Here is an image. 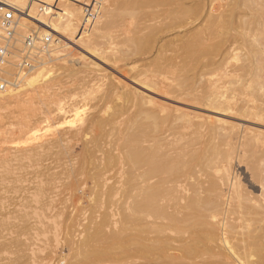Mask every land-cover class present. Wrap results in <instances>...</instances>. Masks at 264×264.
Here are the masks:
<instances>
[{
	"label": "bare ground",
	"instance_id": "obj_1",
	"mask_svg": "<svg viewBox=\"0 0 264 264\" xmlns=\"http://www.w3.org/2000/svg\"><path fill=\"white\" fill-rule=\"evenodd\" d=\"M38 1L37 3L40 5L36 6L37 3L35 4L34 0H29L28 3L25 0H0V7L4 5L15 7L20 20L17 34H21L25 28L30 29V25H34L39 26L42 32L47 34L38 33L40 39L50 38L47 50L42 53L39 63L31 72L22 76V81H25L24 85L28 86L25 87L20 83L16 84L19 87L23 85L19 90H16L18 88L15 87L13 90L7 89L6 93L0 92V106L7 100L8 103L10 101V104H17L19 110L27 111L25 114H21H24L21 120L18 118L20 121L17 120L18 125L15 124L17 127L11 132L10 138L12 141L14 139L22 140L25 142L22 143L23 146H19L22 141H18L19 145L0 150V167L6 170L2 177L10 179L14 183L9 187L8 192H18L20 189L26 192V195L16 203L4 205L3 202H0L4 210L0 213V222L5 223L14 215L15 218L20 216V220L23 221L19 227L20 233L17 232L16 236L9 239L6 236L15 233L17 225H10V221L7 225L0 223V239L7 240H0L2 254L11 253L16 256L14 262L17 263L10 261L11 264H20V262L22 264H52L53 261H58L59 264H264V205L251 203L250 198L242 189H236L229 193L227 199H224L227 196V191L214 175L210 178L211 181L207 186L201 185L199 182L192 185L189 183V186L184 184L181 177L186 175L192 166L181 159L182 157L170 156L158 143L144 145L147 141L146 138H143L147 133L143 132L145 125L137 124L141 132L128 133L122 138L123 146H120L122 152L119 150L118 154H114L110 152V149V151L107 149L98 163L89 158L93 150L89 146L88 140L86 141L90 133L89 130L92 129L91 122L90 124L84 123L74 130H60L45 139L33 138L36 131L53 128L54 123L64 119L67 113L74 111L70 109V106L67 110L59 103L58 107L49 108L38 115V112L36 113L37 105L35 106L37 100L34 103L33 99L39 95L34 97L38 91L48 98L49 93H52L50 89L53 83L49 81H51V77L53 79V73L51 74L53 66H50V63L60 59L61 55H58V49L61 46V41L66 45H70L69 42L74 41L88 43L87 39L82 36L84 27H77L70 17L73 12L64 11L70 5L67 1L55 4L49 0ZM252 1L254 2V0ZM139 3L140 0L118 2L113 8L106 9V12L103 11L104 14H101V18L104 16L105 20L99 19L101 22L103 21V24L100 22V27H96V23L93 25L96 30H103L102 36L110 37L111 30L120 25L124 21L125 14L131 13ZM255 3L258 5L251 3L252 7H250L254 12L251 21L244 20L248 22L244 24L248 25L246 28H250L257 22L259 23L258 29L260 26H264V0H259V2L255 0ZM25 5L27 6L25 7ZM241 5L242 2L237 7L231 8L229 14L221 12L214 15L210 13L204 27L208 30L215 28V31L216 28L222 29L221 33L226 34L227 37L223 41L224 44L228 42L229 45H232L239 41L241 37L247 35L246 31H239L236 26L238 9ZM37 8H39V12ZM212 10L211 8V12H213ZM42 11L46 14H40ZM132 15L134 14L132 13ZM90 26L92 25L90 24ZM203 30L194 33L192 39L185 43L186 53L194 61L198 57L197 53L202 51L201 49L198 51L197 48L203 46ZM260 32L264 35L263 29H260ZM52 35L56 36L55 39ZM219 40L215 45L219 46L222 43V39ZM21 41L18 39L19 45H22L23 41ZM133 41L134 37L127 36V43L130 44ZM255 42H253L255 47L258 45L264 47V42L260 44L258 39H255ZM89 45L87 47L90 49ZM258 48L260 47L256 49ZM100 50L103 54H107L105 48ZM87 52L92 55L90 51L87 50ZM258 53L257 51L256 57H258ZM263 64L261 65L259 62L258 65L263 67ZM8 70L16 72L13 67H9ZM240 70L254 73V67L245 64L235 68L234 72ZM255 70L257 76L255 75L256 78L252 80L253 84L246 83L240 86L239 90L244 92L247 90L251 92L256 90L257 92L258 90L260 92L259 90L263 89L264 92V82L262 84L261 77L258 76L259 69L255 68ZM259 71L263 76L262 70ZM139 82L148 89L156 88V85L146 78L140 79ZM48 83H50V87ZM30 89L32 91L28 92ZM238 89H235V93ZM194 95L198 94L194 93ZM194 97L198 103L220 112L239 107L245 109L246 115L249 116L261 117L264 114L262 105L242 102L243 107L239 106L236 96H226L215 81L209 83L200 95ZM49 101L48 105L60 102V100L54 99H49ZM121 112V110H117L104 123L101 122L102 130L103 124L107 126V124L115 123L121 116ZM41 124L44 125L41 127ZM93 124L95 125V123ZM17 140L14 141L17 142ZM83 140H85V146L76 153L78 142ZM89 140L91 141V139ZM93 142L97 147L101 143L98 137L92 140V144ZM94 155L93 157H95ZM49 160L50 163L44 164ZM88 162L94 164L95 167V172L92 174L94 185L90 189L91 198H89L93 201L96 209H93L94 213L90 209V216L86 215L83 208H80L82 209L80 212L68 210L67 201L64 196L63 198L59 197V190H57L61 175L77 179L83 174L85 164ZM210 167L212 168V166ZM76 182L78 183V180ZM73 189L70 190L73 191ZM71 208L75 209V207ZM32 220L35 222L34 225H32ZM85 220L87 221L84 224ZM83 224L84 230L81 231L83 228L80 230L82 237L79 238L81 232L77 228L80 229ZM63 225H66L65 229L62 228ZM49 229H54V237H57L63 230L66 231L65 234L69 235V238L66 236L68 239L65 244L67 243L66 247L69 252L67 255L69 254L70 258H67V255L64 256L65 254L61 258L56 257L58 247L50 243L47 235V232H50ZM76 232L80 233L79 237ZM42 233L45 238L40 241L44 243L38 244ZM62 234L65 236L64 232ZM50 238L52 239V236ZM255 255L258 259L254 262L251 258ZM55 257L59 260H54ZM22 258L25 259L22 260Z\"/></svg>",
	"mask_w": 264,
	"mask_h": 264
},
{
	"label": "rangeland",
	"instance_id": "obj_2",
	"mask_svg": "<svg viewBox=\"0 0 264 264\" xmlns=\"http://www.w3.org/2000/svg\"><path fill=\"white\" fill-rule=\"evenodd\" d=\"M25 1L29 2V0ZM37 1L34 0V3L36 4ZM49 1L54 4L67 1L70 4L64 11L73 12L68 15L77 27H84L82 36L87 39L90 45L79 41L69 42L70 45H66L61 41V46L58 49V55L61 57L50 63V66H53L51 67V74L53 73L54 79L51 77V81H49L53 83L51 84L53 90L50 89L52 93H49L48 98L38 91L34 97L38 94L42 96L38 95L39 97L36 96L37 98L33 99L34 103L37 100L35 106L37 105L36 113L38 112V115L49 108L58 107L59 103L67 110L70 106V109L74 111L67 113L64 119L54 123L53 128L48 127L49 130L43 128L36 131L33 138L45 139L60 130H74L84 123L90 124L91 122L92 129L89 130L90 133L86 141L88 140L89 146L93 150L89 158L98 163L107 149L114 154H118L119 150L122 152L120 147L123 146L122 138L128 133L141 132L137 124H143L145 125L143 132H147L143 137L147 140L144 145L158 143L170 156L182 157L181 159L192 166L186 175L181 177L184 184L189 186V183L192 185L199 182L201 185L207 186L211 181L210 178L215 176L227 191V196L224 199H227L229 193L236 189H242L250 198L251 203L264 205V114L261 117L249 116L246 115L245 109L239 107H237L238 109L220 112L200 104L194 99V96L200 95L209 83L215 81L226 96H236L239 106L243 107V103L250 104L251 102V105L258 104L264 107L263 89L259 90L260 92L253 90L256 92L255 94L250 90L244 92L238 89L246 83L253 84L252 80L257 76L255 68L262 70L263 76L259 70L258 76L261 77L262 84L264 82V66H261L264 63V49L262 50L264 47L262 45H258L257 47H260L258 49L255 47V43H257L255 39H258L260 44L264 42V35L260 32V29L264 30V26L262 25L258 29V22V25L255 23L250 28H246L248 25H244L249 20L251 21L254 12L250 7L258 5L255 0L254 2L250 0L252 5L249 0V2H246L247 0H140L138 6L131 13L125 14L124 21L113 28L110 37L107 38L101 35L103 30H96L95 26H99L100 20H105L104 16L101 18V14L103 15L106 9L113 8L118 2L124 0ZM240 2L242 5L238 9L236 26L239 31H246L247 35L232 45L227 42L228 46H226L223 41L227 37L226 34L221 33L222 29L216 28L215 31V28H211L208 30L204 25H206L210 13L214 15L221 12L229 14L230 9L237 7ZM38 3L41 2L38 1ZM38 3L36 6L40 5ZM211 8L213 12H211ZM37 11L39 12V8ZM42 13L46 14L43 11L40 12V14ZM244 20H248V22ZM102 22L101 24H103ZM94 23H96L95 26ZM30 26V29L25 28L23 32L20 31L21 34H17V38L24 41L25 37L33 31L47 35L42 32L39 26ZM201 30H203L202 36L204 37L203 46L201 45L203 48L201 46L197 48V50L201 49L202 51L198 50V57L194 61L187 55L185 43L192 39L194 33H199ZM127 36L134 37V41L130 44L127 43ZM52 37L55 39L56 36L52 35ZM220 38L222 43L219 46L215 45L218 44ZM88 45L91 47L90 49L87 47ZM101 48H105L107 54H103ZM91 49L93 50L91 51ZM95 49L96 51H94ZM260 50L262 51L260 52ZM257 51L259 52L258 57H256ZM258 61L261 65H258ZM244 64L254 67V73H246L241 70L234 72L235 68ZM14 73L15 71H10V74ZM145 78L156 85V88L148 89L139 82L140 79ZM21 81H18L17 84L24 85L25 81H22L23 83ZM48 84L50 87V83ZM23 85L20 86L23 87ZM204 85L205 87H203ZM24 86L27 87L28 85ZM15 87L18 88L16 90L21 88L16 85L11 87L12 89H8L13 90ZM235 89H238L236 93ZM30 91L32 89L28 92ZM194 93L198 95H194ZM49 99L60 100V102L57 101L48 105ZM4 102L6 104L3 103L0 106V150L15 147L18 144L19 140L14 139L17 142L14 140L13 142L10 139L11 132L16 129L17 120L20 121L27 112L19 110L17 104H10V101L8 103L7 100ZM75 109H77V113ZM117 110L123 112H121L119 119L113 124H107V126L103 124L102 130L100 123H104ZM22 113L24 114L21 115ZM43 125L41 124V127ZM97 137L101 142L98 145L99 148L94 142L92 144V140ZM22 143L25 142L22 141L18 145L23 146ZM84 146L85 140L79 141L76 153L80 152ZM47 163H50V160L44 162V164ZM85 167L83 174L77 179L61 175L57 190H59V197L63 198L64 196L67 201L68 210L80 212L82 210L80 208H83L86 215L89 214L90 216L91 212L94 213L93 209H96L90 199V189L94 185L92 174L95 172V167L89 162L85 164ZM4 173L6 170L0 167V202H3L4 205L16 203L26 195V192L21 189L18 192H8L9 187L14 183L10 179H4L2 177ZM66 194L67 196H65ZM1 206L3 205L0 204V213L4 212ZM71 207H75V209ZM90 209H92L91 212ZM15 217L14 215L5 223L0 222L7 225L10 221V225H17L15 226V233L6 236L8 239L16 236L17 232L20 231L19 227L23 224L20 216ZM34 221L32 225H34ZM84 224L80 229L77 228L78 231L82 228L81 231L84 230ZM65 226L63 225L62 228L65 229ZM49 231L47 235L50 243L58 247L56 257L61 258L63 254L66 256L69 252L65 242L69 235L65 234L66 231L63 230L57 237H54V229H49ZM63 232L65 236L62 234ZM79 234H77L78 237ZM81 237L82 232L79 238ZM39 238L38 244H43L42 241L45 238L43 233ZM0 240L4 241L5 239ZM0 252L1 264H9L10 261L12 263L16 259V256L11 253L4 255L2 254L3 251ZM56 257L54 260H59ZM68 257L70 258L69 254ZM253 257L251 259L255 262L258 258L256 255ZM24 259L22 258V260ZM55 262L53 261L52 264L58 263V261Z\"/></svg>",
	"mask_w": 264,
	"mask_h": 264
},
{
	"label": "built area",
	"instance_id": "obj_3",
	"mask_svg": "<svg viewBox=\"0 0 264 264\" xmlns=\"http://www.w3.org/2000/svg\"><path fill=\"white\" fill-rule=\"evenodd\" d=\"M19 22L15 7H0V92L16 86L23 74L34 69L50 42V38L40 39L38 32L33 31L20 47L17 38ZM9 67H13L16 72L10 74Z\"/></svg>",
	"mask_w": 264,
	"mask_h": 264
}]
</instances>
